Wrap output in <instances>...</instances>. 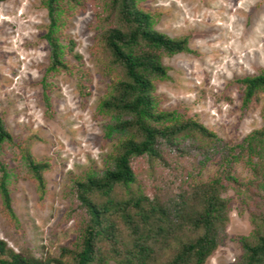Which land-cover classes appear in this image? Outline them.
<instances>
[{"label":"rangeland","instance_id":"rangeland-1","mask_svg":"<svg viewBox=\"0 0 264 264\" xmlns=\"http://www.w3.org/2000/svg\"><path fill=\"white\" fill-rule=\"evenodd\" d=\"M41 1L0 0V119L18 146L47 164L40 194L23 164L11 153L6 157L16 170L9 182L16 221L2 210L0 199V240L17 253L44 260L59 258L61 248L79 250L87 216L73 183L111 168L118 144L128 136L106 137L108 119L97 112L109 83L123 77L104 43L118 24L111 0H82L73 11L58 34L73 50L64 55L67 69L58 71H48V21ZM138 6L151 14L154 30L187 39L189 51L161 58L167 77L154 81L158 109L192 117L220 140L219 150L190 133L173 142L158 139L160 160L134 159L135 182L109 193L115 202L108 212L114 235L96 242L91 264H123L137 234L132 227L147 233L138 209L132 202L125 205L130 198L142 195L172 209L179 195L191 197L192 186L216 178L227 202L226 221L204 264H242L241 239L255 243L264 233V155L248 160L241 149L262 127L263 94L243 107L237 81L264 70V0H138ZM14 155L19 156L18 148ZM106 199L91 195L99 206ZM174 238L157 248L149 264L166 262L188 235ZM61 261L72 263V256Z\"/></svg>","mask_w":264,"mask_h":264},{"label":"trees","instance_id":"trees-1","mask_svg":"<svg viewBox=\"0 0 264 264\" xmlns=\"http://www.w3.org/2000/svg\"><path fill=\"white\" fill-rule=\"evenodd\" d=\"M82 2L41 1L48 21L44 35L50 50L48 71L67 69L64 55L72 52L73 44L70 41L62 44L58 34L73 11L81 7ZM111 6L116 12L118 24L116 28L107 31L104 43L112 65L120 68L123 77L109 83V93L98 104L97 112L108 119L104 126L106 137L123 138L127 135L128 138L122 139L118 144L119 152L114 157L111 168L100 176L91 174L84 180L73 183L78 206L87 216L78 251L61 248L59 258L40 260L30 254L15 252L0 240V264H64L61 259L68 255L72 256V263L69 264H91L95 260L96 242L102 237L112 238L114 235V225L108 220V212L115 202L109 198V193L115 186L128 188L135 182L131 165L134 159L145 157L148 160H160L162 157L158 151V139L173 142L190 133L206 139L212 151L219 150L217 143L220 140L192 117L176 111L159 110L157 107L154 81L167 77L161 58L189 51L187 39H171L154 30L151 14L138 6V0H111ZM237 82L243 86V107H247L258 93L263 94L260 112L262 127L248 135L241 146L249 160L253 155H264V70L256 76H247ZM45 103H48L46 96ZM223 146H220V151ZM17 148L18 157L14 155ZM9 153L12 159H18L23 164L40 194L44 192L42 172L47 164L36 162L26 150L18 146L0 119V199L2 210L15 222L9 182L16 170L6 161ZM194 186L191 197L179 195L180 200L171 205L172 209L168 206L169 210L142 195L135 199L130 198L125 203L128 205L132 202L141 219L147 221L145 225L149 226L146 234L132 227L133 233L137 234L123 264H149L157 248L165 247L175 233L188 235V239L180 241L175 253L162 264L205 263L220 242V234L226 221L227 202L220 196L221 178ZM93 193L105 196V204L99 206L92 202ZM142 203L147 204V210L143 209ZM126 220L131 226L128 217ZM190 236L193 237L189 238ZM241 246L244 251L242 264H264V233L257 236L255 243H249L246 238H242Z\"/></svg>","mask_w":264,"mask_h":264}]
</instances>
